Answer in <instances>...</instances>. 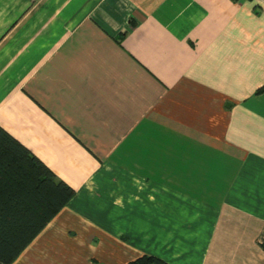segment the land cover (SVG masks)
<instances>
[{
  "label": "crops",
  "instance_id": "1",
  "mask_svg": "<svg viewBox=\"0 0 264 264\" xmlns=\"http://www.w3.org/2000/svg\"><path fill=\"white\" fill-rule=\"evenodd\" d=\"M264 0H0V126L75 195L11 264H264Z\"/></svg>",
  "mask_w": 264,
  "mask_h": 264
},
{
  "label": "trees",
  "instance_id": "2",
  "mask_svg": "<svg viewBox=\"0 0 264 264\" xmlns=\"http://www.w3.org/2000/svg\"><path fill=\"white\" fill-rule=\"evenodd\" d=\"M75 193L74 187L0 126V264H11ZM260 245L264 249V239ZM128 264L173 263L144 254Z\"/></svg>",
  "mask_w": 264,
  "mask_h": 264
}]
</instances>
